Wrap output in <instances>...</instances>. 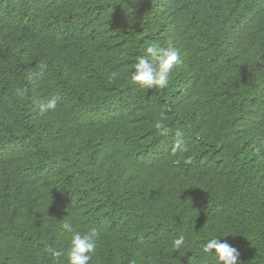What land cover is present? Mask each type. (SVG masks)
I'll use <instances>...</instances> for the list:
<instances>
[{
  "label": "trees",
  "instance_id": "obj_1",
  "mask_svg": "<svg viewBox=\"0 0 264 264\" xmlns=\"http://www.w3.org/2000/svg\"><path fill=\"white\" fill-rule=\"evenodd\" d=\"M153 42L162 90L130 79ZM65 223L89 264H264V0H0V264H68Z\"/></svg>",
  "mask_w": 264,
  "mask_h": 264
},
{
  "label": "clouds",
  "instance_id": "obj_2",
  "mask_svg": "<svg viewBox=\"0 0 264 264\" xmlns=\"http://www.w3.org/2000/svg\"><path fill=\"white\" fill-rule=\"evenodd\" d=\"M136 63L133 65V71L130 79L133 83L139 85L141 88L148 89H164L169 84V73L173 70L175 65L180 64L179 50L170 42L165 46H161L155 42L143 50V54L136 57ZM33 75L38 78H43V72H34ZM118 76L117 72L111 73V79L115 80ZM26 89L17 87L15 94L17 96H24ZM58 97L52 96L46 100L38 103V115L43 116L50 111H55L58 103ZM164 117L155 123V128L159 130L161 135H167L169 129L164 125ZM178 137L173 145V152H184L186 146L184 145L182 136L183 133L177 132ZM259 149H257V152ZM64 229L71 232V243L67 253L68 264H89L92 255L97 248V241L99 233L96 229H92L86 233L76 232L72 230L70 224L65 223ZM186 245V239L183 234L173 241V252L178 253L179 250ZM49 253L56 258L61 256L60 251L48 249ZM200 252L205 258H212L216 264H238L239 252L236 248L227 243H221L219 237L208 239L206 243L201 246Z\"/></svg>",
  "mask_w": 264,
  "mask_h": 264
}]
</instances>
